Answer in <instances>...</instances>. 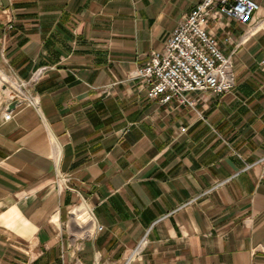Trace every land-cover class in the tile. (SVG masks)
Returning <instances> with one entry per match:
<instances>
[{"label": "crops", "instance_id": "0c3cea01", "mask_svg": "<svg viewBox=\"0 0 264 264\" xmlns=\"http://www.w3.org/2000/svg\"><path fill=\"white\" fill-rule=\"evenodd\" d=\"M200 1L0 0V68L37 100L0 99V264H126L143 238L133 264H264V21L210 20L227 93L130 76Z\"/></svg>", "mask_w": 264, "mask_h": 264}, {"label": "built area", "instance_id": "2783aa9c", "mask_svg": "<svg viewBox=\"0 0 264 264\" xmlns=\"http://www.w3.org/2000/svg\"><path fill=\"white\" fill-rule=\"evenodd\" d=\"M260 5L254 0H202L197 3L181 21L174 27L162 50H154L150 59L130 73L134 79H139L147 89L150 99H159L166 103L176 99L181 104L194 106L196 100L186 93L191 90L210 91L214 94H224L235 87L233 61L225 55L219 46L215 32L209 29L210 20L219 21L222 17L237 20L247 25L240 41H246L264 21L259 18L254 21ZM220 23V22H219ZM13 28V19L8 24ZM230 39L226 37V41ZM44 68L35 73L37 79ZM20 90L12 93L18 101L24 96L28 104L37 105L35 97L25 93L24 87L29 82L16 80ZM5 113V118H11V111ZM69 176L58 173L55 185L58 190L68 187ZM146 239H142L132 251L126 264H133L134 256L140 255Z\"/></svg>", "mask_w": 264, "mask_h": 264}, {"label": "rangeland", "instance_id": "374dc122", "mask_svg": "<svg viewBox=\"0 0 264 264\" xmlns=\"http://www.w3.org/2000/svg\"><path fill=\"white\" fill-rule=\"evenodd\" d=\"M262 27V26H261ZM16 84H15V83ZM17 84H19L17 81H16V79L14 78V77H12L11 75H9V74H7V73H5L1 68H0V99L4 96V93H3V91H4V89H5V87H11V88H13V89H15V87L16 86H18ZM75 208V206L72 208V209H74ZM85 216H84V218H86V219H88L89 220V218H91V216L89 215V210L87 211V209L85 210ZM80 219H82V218H80ZM71 230V229H70ZM83 229H78L77 231L79 232V233H76V234H78L79 236H82V237H85V235L86 234H82V231ZM72 231V230H71ZM73 232V231H72Z\"/></svg>", "mask_w": 264, "mask_h": 264}, {"label": "water", "instance_id": "95a60500", "mask_svg": "<svg viewBox=\"0 0 264 264\" xmlns=\"http://www.w3.org/2000/svg\"><path fill=\"white\" fill-rule=\"evenodd\" d=\"M3 93L6 94L8 97H13L12 90L10 88H8V87H5ZM16 102H17V100H15L14 103L12 105H10V107L13 106V105H15Z\"/></svg>", "mask_w": 264, "mask_h": 264}, {"label": "bare ground", "instance_id": "6f19581e", "mask_svg": "<svg viewBox=\"0 0 264 264\" xmlns=\"http://www.w3.org/2000/svg\"><path fill=\"white\" fill-rule=\"evenodd\" d=\"M15 83V82H14ZM16 84V83H15ZM18 86H16L15 87V89H18V90H20V85L19 84H17ZM87 211H88V209H87ZM89 215L91 216V214L89 213ZM91 220H92V217H91Z\"/></svg>", "mask_w": 264, "mask_h": 264}, {"label": "clouds", "instance_id": "9594fccd", "mask_svg": "<svg viewBox=\"0 0 264 264\" xmlns=\"http://www.w3.org/2000/svg\"><path fill=\"white\" fill-rule=\"evenodd\" d=\"M6 119H10V117H6Z\"/></svg>", "mask_w": 264, "mask_h": 264}]
</instances>
